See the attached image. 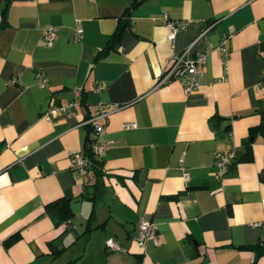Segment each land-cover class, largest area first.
Instances as JSON below:
<instances>
[{
    "label": "crops",
    "instance_id": "0c3cea01",
    "mask_svg": "<svg viewBox=\"0 0 264 264\" xmlns=\"http://www.w3.org/2000/svg\"><path fill=\"white\" fill-rule=\"evenodd\" d=\"M133 1L0 0V264H252L264 238V128L256 129L264 111V0ZM128 7L120 41L97 58ZM165 12L186 23L173 46ZM209 25L191 55L234 28L226 78L213 50L199 67V88L185 93L177 80L153 88L171 56ZM48 27L52 46L41 39ZM76 95L81 106L41 116ZM99 102L119 106L101 120L102 176H79L71 155L93 137L84 120ZM246 147L252 159L239 161ZM231 149L235 158L218 176L214 160ZM61 197L73 214L56 225L45 205ZM140 219L158 228L159 243L147 241L144 252L135 239ZM56 238L59 253L48 245ZM107 238L123 250L105 248Z\"/></svg>",
    "mask_w": 264,
    "mask_h": 264
},
{
    "label": "built area",
    "instance_id": "2783aa9c",
    "mask_svg": "<svg viewBox=\"0 0 264 264\" xmlns=\"http://www.w3.org/2000/svg\"><path fill=\"white\" fill-rule=\"evenodd\" d=\"M163 24L168 28V40L173 46L176 31L183 29L186 25L184 20L169 18L167 13H163ZM211 25L207 26L202 32L194 38V40L179 53H175L171 56L170 60L164 65L153 88L165 85L171 81L177 80L180 82L182 90L188 93L192 90L199 88V86L205 83L202 76V71L199 69L206 62L207 55L213 50H217L220 54V62L222 65L223 78H226L227 64L230 55V40L234 34V28L229 27L227 32L220 37L217 45L207 43V46L202 51L191 55L193 46L205 35ZM82 28L78 25L75 28V39L81 38ZM56 38L55 29L53 27L45 28L41 39L45 46H52ZM36 80L39 86L43 87L46 84V75L42 72H36ZM12 83H16V78L11 80ZM260 84L264 85V74L260 75ZM102 86H97L96 91L101 89ZM81 96L76 95L73 99L63 104H50L42 112L41 116L50 120L60 114L67 113L72 107L81 106ZM118 105L110 106L109 104L99 102L96 106V111L93 114H89L85 117L84 123L92 127L93 137L88 142L86 149L90 152L94 158L100 160L104 150L106 148V142L97 140V138L104 133V123L101 121L105 119L110 112L117 109ZM124 128H135V122H126L123 124ZM235 158V152L233 149L226 153L217 155L213 166L218 176H222L226 169L232 164ZM184 157L183 154L179 158V163L183 171V178L185 181L189 179V174L186 168L183 166ZM71 167L74 172L79 176H85L88 173L90 167V160L80 152H75L71 155ZM135 239L141 252H144L147 241H151L154 244L159 243L157 224L150 219H140L136 228ZM264 242V238L261 239ZM105 248L109 250H123V247L119 242L113 238H107L104 242ZM154 264H158L154 262Z\"/></svg>",
    "mask_w": 264,
    "mask_h": 264
},
{
    "label": "trees",
    "instance_id": "16d2710c",
    "mask_svg": "<svg viewBox=\"0 0 264 264\" xmlns=\"http://www.w3.org/2000/svg\"><path fill=\"white\" fill-rule=\"evenodd\" d=\"M140 1H142V0H134L132 3V6L138 4ZM130 9H131V7H128V9L125 13L126 18L122 17L119 19L116 30L112 33V35H111L107 45L105 46V48L101 52H99V54L97 55V58L105 55L107 52L112 50L114 48V46L120 41L121 35H122L124 29L129 24L127 16H129ZM81 101H83V100L81 99ZM261 117H262V121L256 127V129L264 128V111H261ZM84 155L90 160V163H91L90 167L88 169V173L91 171L93 176H95L96 178L102 176L101 169H100V167H101L100 160L97 158H94L93 155L90 152H88L87 150L84 151ZM251 159H252V154H251L249 147H246V151L243 153V155L241 157L238 158L239 161H241V160L249 161ZM260 177L262 180H264V173H262L260 175ZM69 203L70 202L68 199L61 197V198H59L53 202H49L45 205L46 212L48 214H50L52 220L54 221V223L56 225L61 224L63 221H65L70 216H72L73 212L69 206ZM52 207H54V209ZM18 238H19V233L18 232L13 233L5 239V244L10 245L13 242H15ZM58 243H59L58 238L48 242V245H49L50 249L52 250V252L59 253L62 251L63 246L61 245V247H58L57 246V245H59ZM253 249L255 252V257H254L252 264H255V260L257 259V257L264 255V242H260L257 245L253 246Z\"/></svg>",
    "mask_w": 264,
    "mask_h": 264
}]
</instances>
